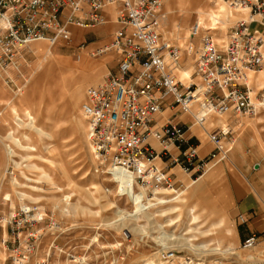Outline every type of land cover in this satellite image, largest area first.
I'll return each instance as SVG.
<instances>
[{"label": "rangeland", "instance_id": "obj_1", "mask_svg": "<svg viewBox=\"0 0 264 264\" xmlns=\"http://www.w3.org/2000/svg\"><path fill=\"white\" fill-rule=\"evenodd\" d=\"M195 1L202 5L198 10L190 0L164 1L161 32L183 48L198 11L206 13L208 26L211 14L219 10L212 0ZM111 14L106 26L75 29L70 42L55 46L36 42L26 48L19 58L22 77L14 71L10 74L20 92L16 85L8 86L0 79V264H17L19 255V264H166L162 258L169 249L179 256H205L225 264H264V248L221 244L228 203L224 174H215L227 164L245 181L235 168L245 167L257 184L258 188L250 189L256 190L264 211V109L246 118L214 117L209 131H232L224 140L227 159L210 166L199 178L180 171L175 190L161 191L153 200L135 189L131 175L116 172L112 178L96 171L82 106L87 90L118 68L117 54H95L110 43L118 29ZM227 16L225 9L217 23ZM220 23L214 30L227 26ZM217 35L225 37L227 30L216 31ZM184 68L178 77L186 81L193 65L190 71ZM14 110L25 124L16 120ZM26 110L44 134L28 126ZM11 132L21 145L8 138ZM198 134L209 142L202 129L198 128ZM174 198L178 199L172 201ZM161 200L168 203L160 204ZM18 214L24 220L22 237L14 239L10 221ZM159 231L171 236L164 252L152 238ZM31 232L37 237L28 245ZM193 246L198 249L191 250ZM230 247L234 251H211Z\"/></svg>", "mask_w": 264, "mask_h": 264}, {"label": "built area", "instance_id": "obj_2", "mask_svg": "<svg viewBox=\"0 0 264 264\" xmlns=\"http://www.w3.org/2000/svg\"><path fill=\"white\" fill-rule=\"evenodd\" d=\"M164 1L0 0V79L8 86L16 85L19 92L10 74L14 71L22 77L19 58L26 48L40 41L51 46L70 42L75 29L108 25L113 10L112 21L118 29L95 54H117L118 68L87 90L82 111L96 171L110 177L116 172L131 175L135 189L148 195L175 189L179 183L172 173L175 167L199 178L210 166L227 159L224 140L232 131H209L214 117L246 118L264 109V80L257 86L251 77L264 73V0H212L224 2L239 15L228 27L226 41L218 42L216 31L220 30H204L196 23L185 48L161 32ZM188 62L193 73L183 81L178 72ZM166 110L190 117L191 123L159 119ZM193 127L202 129L214 146L206 157L201 158L199 146L188 142L186 134ZM167 157L166 165L162 160ZM23 223L20 214L13 216L12 238L22 237ZM36 237L29 233L26 243ZM257 240L249 238L244 248L255 247ZM179 254L169 249L162 259L166 264H225ZM15 261L19 264L21 255Z\"/></svg>", "mask_w": 264, "mask_h": 264}, {"label": "crops", "instance_id": "obj_3", "mask_svg": "<svg viewBox=\"0 0 264 264\" xmlns=\"http://www.w3.org/2000/svg\"><path fill=\"white\" fill-rule=\"evenodd\" d=\"M195 3L198 7L196 10L202 7V5L195 0H190ZM195 10V11H196ZM192 13L194 11H191ZM197 14V13H196ZM112 15V14H111ZM226 39V35H225ZM36 49L39 45H34ZM187 70H191V63L188 62L185 65ZM167 118H175L182 123H191L190 117L186 115H180L172 110H166L159 119L165 120ZM199 127H193L187 134L189 144L199 146L200 157L208 156L213 150L214 146L210 142H204L198 134ZM173 156H178L179 152L177 149L173 150ZM163 164H168L169 158H164ZM235 168L241 170V174L245 176V181L242 177L233 170L231 166L224 164L222 167L217 169L215 174H224L225 182V193L227 195V219L224 218V227L220 230V241L224 246H233L235 248L242 247L246 240L256 236L258 238L255 249L264 248V211L260 206L259 196L256 190L250 189V186H256L247 172L245 167L237 165ZM172 173L176 175L177 179L180 178V170L175 167L172 169ZM243 219V221L241 220ZM227 222V225H226ZM231 234H228V231Z\"/></svg>", "mask_w": 264, "mask_h": 264}, {"label": "bare ground", "instance_id": "obj_4", "mask_svg": "<svg viewBox=\"0 0 264 264\" xmlns=\"http://www.w3.org/2000/svg\"><path fill=\"white\" fill-rule=\"evenodd\" d=\"M213 2V5L214 4H216V3H218L217 4V6H219V10H218V12H214V13H212L211 14V18H210V22H209V25L208 26H210V28L208 27V26H205V23H204V20H205V12L204 11H198V20H197V22L196 23H199L203 28H204V30L205 29H208V30H214V26L217 24V27L218 26H221V23L220 22H224V23H226L227 24V26L226 27H224L222 30H220L219 28H216L215 30H220V31H222V32H224V31H226L227 29H228V27L233 23V21L235 20V19H237L238 18V16L236 15V13L235 12H233L232 10H230L229 9V7L224 3V2H221V1H217V2H214V1H212ZM225 5H223V4ZM227 10V13H228V16H227V20H223L222 18H221V20H219V23H217L218 22V18L220 17V15L224 12V10ZM113 13V10H111L110 11V13ZM217 40H218V42H220V43H222V42H225L226 41V39H225V37H217ZM40 42H43V41H40ZM37 45H39V44H37ZM185 74L187 75V76H189L188 75V73H186L185 72ZM252 78H254L255 77V79H256V85L257 86H261L262 85V82H263V80H264V73H261V74H258L257 76H251ZM261 77V79H259L258 80V78H260ZM60 87V86H59ZM13 113L15 114V117H16V120L18 121V122H20L21 124H25L24 123V121H23V119L18 115V113L14 110L13 111ZM25 116H26V118H27V120H28V126H30V127H32V128H34L38 133H43L44 134V131L40 128V127H38V126H36L35 125V118H34V116L31 114V112L30 111H28V110H26L25 111ZM8 138H11V139H13L14 140V142H16L17 144H19V145H21V140H19L18 138H16V137H14V133L13 132H11L10 134H9V136H8ZM165 190H168V191H174L175 189H165ZM165 190H163V191H165ZM146 193V192H145ZM156 194H158V193H156ZM156 194H154V195H148L147 194V196H148V198L150 199V200H153L154 198H157V196L158 195H156ZM146 198V197H145ZM148 198H146V200L148 201L149 199ZM178 198H174L172 201H175V200H177ZM180 199V198H179ZM160 204H166V203H168V201H160L159 202ZM152 206H154V205H152ZM175 208V207H174ZM142 211V210H141ZM66 213H68L69 214V211H65ZM169 212H170V210H169ZM67 214V215H68ZM219 223V222H218ZM162 226H159V230H161L160 228H161ZM210 231H212V230H210ZM208 233H209V231H208ZM229 233L231 234V231H229ZM147 235H148V233H147ZM171 236H169V235H166L165 233H162V232H160L159 231V234L157 235V236H155V237H152L153 238V240L158 244V246L160 247V248H162V250H163V252L166 250V246H167V243L169 242L168 241V238H170ZM198 249V247H191V250H193V251H196ZM210 250V249H209ZM233 249H231V247H230V249H226V250H220V249H218V248H215V249H213V250H211V251H213V252H221V253H227V252H230V251H232ZM234 251V250H233ZM208 253V252H207ZM147 262V261H146ZM147 264H149V263H147Z\"/></svg>", "mask_w": 264, "mask_h": 264}]
</instances>
